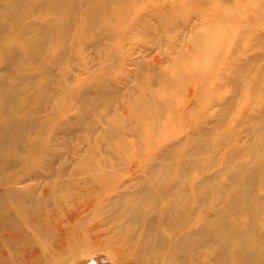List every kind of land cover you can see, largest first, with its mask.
I'll return each instance as SVG.
<instances>
[{
	"label": "bare ground",
	"instance_id": "1",
	"mask_svg": "<svg viewBox=\"0 0 264 264\" xmlns=\"http://www.w3.org/2000/svg\"><path fill=\"white\" fill-rule=\"evenodd\" d=\"M0 264H264V0H0Z\"/></svg>",
	"mask_w": 264,
	"mask_h": 264
}]
</instances>
